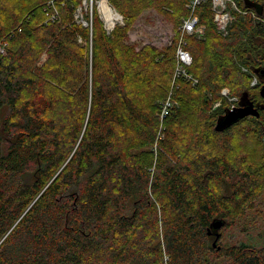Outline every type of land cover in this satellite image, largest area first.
I'll return each mask as SVG.
<instances>
[{
  "label": "trees",
  "instance_id": "16d2710c",
  "mask_svg": "<svg viewBox=\"0 0 264 264\" xmlns=\"http://www.w3.org/2000/svg\"><path fill=\"white\" fill-rule=\"evenodd\" d=\"M46 1L0 0V264H264V245L221 243L264 194V0H234L247 13L225 36L200 2L197 83L177 78L162 118L176 45L137 49L128 30L149 7L177 27L189 0H109L124 19L109 33L95 10L75 19L82 0L47 21ZM223 85L258 115L219 131Z\"/></svg>",
  "mask_w": 264,
  "mask_h": 264
},
{
  "label": "rangeland",
  "instance_id": "374dc122",
  "mask_svg": "<svg viewBox=\"0 0 264 264\" xmlns=\"http://www.w3.org/2000/svg\"><path fill=\"white\" fill-rule=\"evenodd\" d=\"M57 0H54V3ZM107 1V4L116 12L118 13L121 18L120 20L115 21L113 27L118 24V25H124V19L123 16L115 9V7L111 4L109 0ZM196 0H189L186 1L184 4V7L188 10V16H182L179 23L177 24L178 26L176 27L174 22L170 20V18H167L163 13H161L159 10L149 7L147 9H144L141 13V15L138 17L137 20H135L128 30V42H134L136 44V48L139 49L141 45L144 44H150L154 46L157 49H164L165 47L169 46L171 42L175 46V49L173 51V67L174 70L172 71V77L170 81V86L167 90V94L163 100L160 101V112L159 116L160 118L167 116L170 110L174 106H178L179 100L178 98L175 97L174 93V88L176 86V81L177 78L183 76L185 78H188L189 80H192L193 84L197 83V79L192 76L191 72H187V68L192 66V54L191 55V62L189 65H187L184 70V74L178 75L177 74V68L179 66L177 58H176V51L179 45L185 47L186 46V39L185 36L188 35H194L197 38H202L205 34V24L199 23V15L195 11L197 10V6L200 4L202 0H199V2L195 3ZM102 0H82L81 4L78 5V7L75 9V12L78 14V19H83L91 24L88 26L91 28L92 26V15H93V10L96 11L98 18L101 20L102 25L104 29L109 33L111 29H108L106 26V21L104 17V13L102 9L100 8V3ZM194 2V8L188 9L187 8V3ZM47 7L46 8H51L49 7V4H53V0H47L46 1ZM45 4V5H46ZM223 4L225 5V9L223 11H229L231 13V21L234 20V15L233 11H237V9L234 6V0H223ZM56 6V3H55ZM57 10H58V5H57ZM80 8V9H79ZM45 9V7H44ZM112 10V11H113ZM211 10L213 12V18L215 15V10H213V0H211ZM59 12V10H58ZM75 17V15H74ZM196 17L198 18L197 21V26L195 28V31H191V34H184L182 35L180 31V25L183 23L188 18H193ZM261 19H264V17H261ZM46 22V21H45ZM229 22V24H230ZM82 24V23H81ZM227 25V28L229 26ZM217 28V26H216ZM218 31V29H217ZM227 31V29H226ZM218 33L221 36H225L226 33L225 31L221 32L218 31ZM182 37V38H181ZM176 38V41H175ZM90 41H89V46L91 45V35H90ZM174 41V42H173ZM2 43V42H1ZM2 47L5 49V45L3 43L0 44ZM187 50V49H186ZM46 58L45 53L42 55V60ZM183 72V71H181ZM227 93V95L224 94ZM220 95L221 98H225L226 100L229 101L230 97H235L232 96L230 93V87L227 85H223L220 88ZM169 102V107H166ZM218 103H221V99L216 100L213 105L212 109L216 108ZM220 105V104H219ZM218 105V106H219ZM157 112V113H158ZM163 136V132L159 134V137L161 138ZM262 143L264 145V134L262 137ZM258 199H261L259 202L256 203V206L254 209L248 210L245 214L244 217H242L235 225L230 226L226 228L223 233H222V239L221 243L224 246H229V245H234V244H242V243H249L253 244L256 246H262L264 245V194L261 195ZM244 227V228H243Z\"/></svg>",
  "mask_w": 264,
  "mask_h": 264
},
{
  "label": "built area",
  "instance_id": "2783aa9c",
  "mask_svg": "<svg viewBox=\"0 0 264 264\" xmlns=\"http://www.w3.org/2000/svg\"><path fill=\"white\" fill-rule=\"evenodd\" d=\"M105 2H107V1H105ZM197 2H199V0L195 1V3H197ZM195 3L194 2H190V3L188 2L187 8L193 10V8L195 7L194 6ZM234 6L237 9V11H239L241 13H247V11H243V10L239 9L236 4H234ZM49 7H51L52 11L50 12L47 21L48 20L49 21H55L56 18L58 17V10L55 6L54 0H53L52 5L49 4ZM224 9H225V5L223 4V0H213V10H215V15H214L213 20L215 22V25L217 26L218 31H221V32L225 31V33H227V31H226L227 25L229 24L232 16H231V13L229 11H226L223 13ZM250 13L252 14L253 18L259 20L264 25V19H261V17L254 12H250ZM116 14H117V17L115 18V20L112 23L109 22L105 18L106 26L108 27V29H111L113 27L115 21L120 20L121 16L118 13H116ZM74 15H75V19L78 22L82 23L84 26H89L91 24L90 22H88L86 20L78 19V14L76 12ZM197 21H198V18H196V17L188 18L185 21H183V23L180 25V31H181L182 35L191 34L192 33L191 31H195V28L197 26ZM0 53H4V47H2L1 45H0ZM176 58H177L179 66H180V68L179 67L177 68L176 72L178 75L184 74V71H186V70H184V68L187 65H189L191 62V55H190L189 51L186 50L183 46L179 45L177 48V51H176ZM181 71H183V72H181ZM256 83H257V77H253V79L251 81V85H255ZM224 94H225V92H224ZM225 95H227V93ZM236 100H237V97H230L229 101L231 102V104H230L229 108H233V107L237 106L234 104V102ZM167 104L168 105L166 107H169V102ZM219 104L220 103H218V105Z\"/></svg>",
  "mask_w": 264,
  "mask_h": 264
},
{
  "label": "water",
  "instance_id": "95a60500",
  "mask_svg": "<svg viewBox=\"0 0 264 264\" xmlns=\"http://www.w3.org/2000/svg\"><path fill=\"white\" fill-rule=\"evenodd\" d=\"M260 74H263L264 77V69L261 70ZM259 94L261 97L264 98V84L259 87ZM250 115H258L256 105L250 100H244V98H240L239 104L237 106L233 108H228L226 112L218 118L215 125V129L220 131L235 124L244 117ZM224 222L225 221L223 219H214L210 224L208 233H211L212 230L215 236L217 237L218 230L224 225ZM215 244L216 243L214 241L213 246H215Z\"/></svg>",
  "mask_w": 264,
  "mask_h": 264
},
{
  "label": "bare ground",
  "instance_id": "6f19581e",
  "mask_svg": "<svg viewBox=\"0 0 264 264\" xmlns=\"http://www.w3.org/2000/svg\"><path fill=\"white\" fill-rule=\"evenodd\" d=\"M100 8L102 9V11L104 13L105 18L109 22L112 23L115 20V18L117 17L116 12L110 8V6L107 4V2H105V0H102V2L100 3Z\"/></svg>",
  "mask_w": 264,
  "mask_h": 264
}]
</instances>
